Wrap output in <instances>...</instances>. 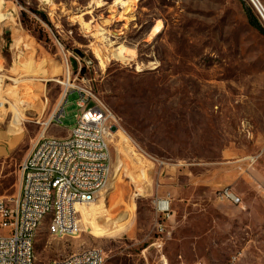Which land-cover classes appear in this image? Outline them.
I'll return each instance as SVG.
<instances>
[{
  "label": "rangeland",
  "instance_id": "obj_1",
  "mask_svg": "<svg viewBox=\"0 0 264 264\" xmlns=\"http://www.w3.org/2000/svg\"><path fill=\"white\" fill-rule=\"evenodd\" d=\"M115 1L0 0V197L15 203L53 113L46 133L69 134L85 83L116 120L110 181L74 235L41 225L38 264L92 247L103 264H264L263 21L248 0Z\"/></svg>",
  "mask_w": 264,
  "mask_h": 264
},
{
  "label": "built area",
  "instance_id": "obj_2",
  "mask_svg": "<svg viewBox=\"0 0 264 264\" xmlns=\"http://www.w3.org/2000/svg\"><path fill=\"white\" fill-rule=\"evenodd\" d=\"M262 20L264 5L261 0H248ZM264 24V23H263ZM72 86V84H71ZM70 87V86H69ZM69 87L65 88L62 99V111L69 98ZM76 105V123L65 137L49 136L47 128L60 115L52 114L48 124L20 165L21 184L19 194L14 204L0 197V264H38L37 258H31L33 244V228L37 219L49 211L51 190L55 186L64 185L65 188H76L89 201V194H97L103 189L111 174L110 136L116 120L112 113L104 107L94 96L92 88L85 83L78 87ZM65 99V101H64ZM71 134H80V142L71 141ZM53 144H61L59 164H52ZM71 144H78V154H71ZM96 152H103L109 159V168L98 165ZM63 163L76 164V172H64ZM81 167H89V175H81ZM94 175H101V182H94ZM220 196L235 204H241L239 196L229 188L221 190ZM92 201H89V203ZM64 205L65 222L56 227H70V234L74 235L76 227L68 226L67 206ZM158 215L166 218L171 212V201L160 198L155 201ZM105 255L100 248H89L87 254H80L79 258L69 256L51 261L49 264H102ZM233 264V263H230Z\"/></svg>",
  "mask_w": 264,
  "mask_h": 264
},
{
  "label": "bare ground",
  "instance_id": "obj_3",
  "mask_svg": "<svg viewBox=\"0 0 264 264\" xmlns=\"http://www.w3.org/2000/svg\"><path fill=\"white\" fill-rule=\"evenodd\" d=\"M42 1L48 2L50 0H42ZM131 3H132V0H116L114 2L115 5H121L122 7H126V8H129V6H131ZM262 21L264 23V14H262ZM160 24L155 26L154 28L155 33L160 32L161 30ZM86 26L88 27V25ZM127 52L124 51V47L119 46V48H117V50L114 52V55L115 57L119 59L129 60L130 56L125 54ZM99 60L102 65L105 64V60L103 59L101 55H99ZM66 69L69 70V66L66 65ZM67 73L68 74H67L66 82H64L65 87L71 86V82L69 78V71ZM63 97H64V93L62 94L60 98L59 105L62 103ZM2 107H3V102L1 101L0 108ZM48 121L45 122L44 124H48ZM71 141L80 142V134H71ZM60 151H61V144H53L52 164H59V152ZM71 154H78V144H71ZM96 159H98L99 166H102V168H109V159H107V156H105L103 152H96ZM63 171L64 172H76V164L63 163ZM81 175H89V167H81ZM94 182H101V175H94ZM108 184L109 182L107 183L105 187H107ZM96 195L97 194H89V201L94 202ZM89 201L88 199L84 198L83 193L80 190H76V188H65L64 185L55 186V190H51V194H50L49 211L43 213L41 219H37L36 226L33 228V244H32V249H31V258H36L35 240H36L38 230L40 229L41 225L45 221H47V231L50 234H54V235L59 234L60 232L65 231L66 228L70 229V227H61L59 229L56 228L60 225H63L65 222L63 204L67 206L68 216L76 217L75 212L80 211L82 209L81 206L92 203V202L89 203ZM79 222L80 221L77 220L76 218H67L68 226H78ZM88 252H89V249H86L81 252L70 255L69 258H79L80 254H87ZM103 263H104V260H102V264Z\"/></svg>",
  "mask_w": 264,
  "mask_h": 264
},
{
  "label": "water",
  "instance_id": "obj_4",
  "mask_svg": "<svg viewBox=\"0 0 264 264\" xmlns=\"http://www.w3.org/2000/svg\"><path fill=\"white\" fill-rule=\"evenodd\" d=\"M112 131H113V132L117 131V126H113V127H112Z\"/></svg>",
  "mask_w": 264,
  "mask_h": 264
}]
</instances>
